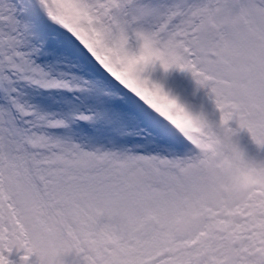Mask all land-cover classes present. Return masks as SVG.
<instances>
[{
  "label": "snow or ice",
  "instance_id": "6c2138e0",
  "mask_svg": "<svg viewBox=\"0 0 264 264\" xmlns=\"http://www.w3.org/2000/svg\"><path fill=\"white\" fill-rule=\"evenodd\" d=\"M74 2L89 21L119 4V0ZM40 3L47 11V24L41 31L44 47L51 43L62 54L98 63L111 73L96 49L98 39L54 15L47 8L49 0ZM177 16L183 19L168 31L167 24ZM161 30L168 34L157 59L165 68L177 66L191 72L209 90L225 139L234 134L227 122L235 118L239 128L247 129L255 143L264 147V0H207L200 5L184 0L183 6L166 14ZM92 31L97 36L101 33L98 28ZM39 52L23 47L17 37L5 38L0 42V81L14 84L22 78L46 88L72 90L66 81L43 79L47 73L33 60ZM125 87L127 91L117 84L124 98L109 103L120 104L130 120H147L151 114L180 131L179 118L203 122L177 105L159 85L149 89L145 80ZM4 91L6 99L0 103V264H12L7 253L13 249L24 250L21 264L33 254L36 264H65L63 257L68 253L81 257L75 264H264V217L252 218L254 235L247 251L213 242L202 227L205 213L210 224H225L220 210L232 212L241 201L251 200L264 209V166L237 165L217 179L205 160L143 154L120 158L116 153L49 143L48 137L17 123L18 117L33 114L13 95L17 89ZM78 118L90 116L85 113ZM62 124L56 121L51 126ZM209 137L213 139L211 133ZM49 147L62 150L51 156L41 151ZM237 154L242 160V154ZM206 171L208 180L203 179ZM153 184L161 187L153 189ZM152 222L159 230L145 235L142 229ZM176 232L182 235L177 237Z\"/></svg>",
  "mask_w": 264,
  "mask_h": 264
},
{
  "label": "rangeland",
  "instance_id": "374dc122",
  "mask_svg": "<svg viewBox=\"0 0 264 264\" xmlns=\"http://www.w3.org/2000/svg\"><path fill=\"white\" fill-rule=\"evenodd\" d=\"M19 1L9 0V9L0 12V42L7 37H17L23 47L38 48L40 52L33 56V60L43 72L47 73L43 79L66 81L72 90L46 88L41 84L22 78H14V84L0 81L2 88L0 103L6 99L4 90L15 87L17 92L13 95L18 98L19 103L24 108L32 110L31 116H20L17 123H21L25 128H30L32 133L48 137L49 143L59 141L62 146L67 147L78 145L80 149L87 152H107L108 148L104 150L102 142L108 140L112 146L119 141L116 144L117 149H119L118 145L121 144L119 147L125 151L120 158L143 154L169 159L205 160L212 166L217 179L227 176L235 170L237 165L243 164L256 168L264 166V153H260V146L255 143L247 129L239 128L235 118L227 122V127L235 130L234 134L230 139H225L219 123L220 112L214 101L209 98V90L203 86V91L201 89V92H197L198 87L202 85L197 83L191 72L177 66H171L165 70L169 77L176 81L173 83L175 94H178V90L183 93V90L189 88V93L185 95V98L190 103H198L200 108L204 110L203 122L198 124L197 122L196 124L194 122L189 123L183 118H179L180 124L184 126L182 132L186 133L187 139L188 137L192 138L191 140L188 139L187 142L192 143L194 148L189 143L184 146L169 143L168 138L164 135H162L163 137L159 136L158 128H152L151 122L146 120H139V125L134 124L132 127H120V131L116 132L115 128L111 126V122L115 118L112 117L114 115L113 110L117 108V110L124 112L120 104L109 103L113 99L119 101L124 98L118 90L117 84L127 91L126 84L141 82L133 69L124 63L121 46L128 47L131 53L139 51V53L145 52L154 55L151 46H158L160 49L167 38L168 32L161 30L166 14L174 10L177 5L183 6L184 0H119L118 6L111 8L107 15H102L98 20L92 19L91 21L84 18L80 6L74 0H49L47 8L54 15L62 17L65 23L73 27L85 28L89 38L94 39L96 37L100 41L95 45L96 49L111 68V73L98 63L81 59L79 56L62 54L51 43L44 47L41 31L43 26L47 24L45 6L40 3V0H21V4L18 5ZM186 2L200 5L206 3L207 0H186ZM91 15L96 16L97 13L93 12ZM181 19H183L181 16L172 19L166 26L167 30H173ZM106 26H109V30L111 29L113 33L109 36L111 39L108 41L107 49L103 43V38H98L92 31L93 28H98L104 32L103 29ZM114 33H117L116 40H121L119 37L123 39L120 44L115 43V39H112ZM145 37L152 42L147 43ZM149 44L152 45L149 46ZM162 66L157 59L158 71ZM112 73H115V76ZM35 79H40V77L37 76ZM147 87L149 88L148 85ZM161 90L170 99H175L177 105L180 106L181 100L172 98L173 96L168 90L164 88ZM186 102L185 100L182 102V107L186 106ZM85 113L89 114L90 119L78 118V115ZM24 120H30L31 124H23ZM56 121H62L63 124L51 126ZM119 124H123V122ZM68 128L74 129V133L72 137L64 140L62 137L65 132H60ZM210 133L213 137L211 140ZM125 139L127 140L125 141ZM251 140L253 148L258 150V154L253 153ZM233 145L238 146L239 152L240 150L244 152L242 160L238 158L237 153L235 154ZM61 150L60 147H49L41 151L51 156L52 153ZM214 154L216 158H208ZM203 179H209L207 171L204 173ZM152 187L157 189L161 185L153 184ZM254 216L264 217V209L254 205L251 200L241 201V204L232 212L220 210V218L226 221L225 224H210L208 213H205L202 227L209 231L213 242L227 243L233 248L247 251L246 245L253 239L254 235L251 223ZM159 228L160 226L156 222H152L142 229V232H147L144 234L148 235L154 230H159ZM174 235L180 237L182 233L176 232ZM7 255L12 264H21L24 250L13 249ZM63 258L65 264H75L76 261L81 260V257L75 253H68ZM36 261L37 257L33 254L25 264H36Z\"/></svg>",
  "mask_w": 264,
  "mask_h": 264
},
{
  "label": "bare ground",
  "instance_id": "6f19581e",
  "mask_svg": "<svg viewBox=\"0 0 264 264\" xmlns=\"http://www.w3.org/2000/svg\"><path fill=\"white\" fill-rule=\"evenodd\" d=\"M9 7H10L9 0H0V12L1 13L7 11L9 9ZM104 22H105V20H104ZM103 30H104V32H101L100 35L98 36V38H103V43L107 49L108 41L111 39L109 36L112 35L113 33H112L111 29L109 30V26L108 27L106 26V28ZM95 35H96V33H95ZM116 35H117V33H114L112 39H115ZM94 39H96V37H94ZM119 39H121L123 41L122 38L119 37ZM121 40L115 39V43L120 44L122 42ZM151 45L152 44H149V46H151ZM151 48L154 50V55H150V53H145V52L139 53V51L136 53H133V52L131 53L130 50L128 49V47L122 45L121 51H122L123 56L122 55L121 56H122V59L124 58V63L126 64V66L133 69V71L136 73V75L139 76L140 81H145V80L147 81V85L149 86L150 89H151V86L153 84L159 85V87L161 89L164 88V89L168 90L171 93V95L173 96L172 98H176V99L181 100V103H180L181 107H182V102L184 100L187 101L188 103L187 102L185 103L186 106L182 107V108L188 114H190L193 117H204L203 116L204 110L200 108L198 103H196V104L190 103L185 98V95H187L189 93L188 92L189 88H186V90H183V93L178 90L177 91L178 94H175L173 83H176V81H173L171 79V77H169L167 72L165 71V70H168V68H165L162 66L160 71H158V69H157V55L156 54L158 53V50H159L158 46L157 47L151 46ZM116 58H118V57H116ZM198 88H199V90L197 92H199V91L201 92V89H202V91L204 89L203 86H199ZM180 94H181V96H180ZM113 114L114 115H112V117L113 118L115 117V118L112 120L111 126H113L115 128V132L120 131L119 130L120 127L128 128V127H132L134 124L139 125V120L128 119L125 116L124 112L117 110V108L113 110ZM121 122H123V124H119ZM194 123L196 124V122H194ZM198 123L199 122H197V124ZM73 130L74 129H71V128L63 129V131L60 132V133L65 132V134H63L64 136L62 137V139L67 140L68 138L72 137V135L74 133ZM188 132H189V130H188ZM104 133H106V131H104ZM106 137H108V135H106ZM250 139H251V137H250ZM126 140L127 139H125V141ZM118 142L119 141L115 142L114 146H112L108 140H103L102 147L104 150H106V148H108L106 150L107 152L117 151L116 154H119V157H120L125 153V151L123 150V148L121 149L119 147L121 144L118 145L119 149H117L116 144ZM98 144L100 145L99 142H98ZM233 148H234L235 154L239 152L237 145H233ZM251 149H252L254 154L255 153L258 154V150L253 148L252 140H251ZM259 151H260V153H264V147H260ZM239 153L242 155L244 154V152L242 150H240Z\"/></svg>",
  "mask_w": 264,
  "mask_h": 264
}]
</instances>
